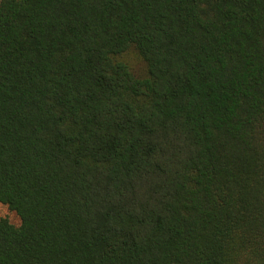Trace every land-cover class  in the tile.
Here are the masks:
<instances>
[{
	"label": "trees",
	"instance_id": "16d2710c",
	"mask_svg": "<svg viewBox=\"0 0 264 264\" xmlns=\"http://www.w3.org/2000/svg\"><path fill=\"white\" fill-rule=\"evenodd\" d=\"M0 202V264H264V0H0Z\"/></svg>",
	"mask_w": 264,
	"mask_h": 264
},
{
	"label": "rangeland",
	"instance_id": "374dc122",
	"mask_svg": "<svg viewBox=\"0 0 264 264\" xmlns=\"http://www.w3.org/2000/svg\"><path fill=\"white\" fill-rule=\"evenodd\" d=\"M128 57L130 58L137 72L144 68V62L137 56L134 49L129 52ZM0 217L8 218L15 225L21 224L20 215L15 210L11 209L7 204L2 202H0Z\"/></svg>",
	"mask_w": 264,
	"mask_h": 264
}]
</instances>
